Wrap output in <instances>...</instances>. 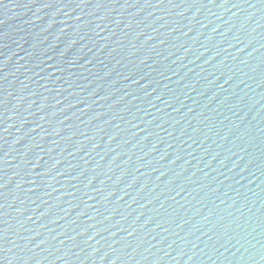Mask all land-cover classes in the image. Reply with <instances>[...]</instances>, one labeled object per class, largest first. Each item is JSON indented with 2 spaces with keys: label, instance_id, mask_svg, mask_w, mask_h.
<instances>
[{
  "label": "water",
  "instance_id": "water-1",
  "mask_svg": "<svg viewBox=\"0 0 264 264\" xmlns=\"http://www.w3.org/2000/svg\"><path fill=\"white\" fill-rule=\"evenodd\" d=\"M0 264H264V0H0Z\"/></svg>",
  "mask_w": 264,
  "mask_h": 264
},
{
  "label": "snow or ice",
  "instance_id": "snow-or-ice-1",
  "mask_svg": "<svg viewBox=\"0 0 264 264\" xmlns=\"http://www.w3.org/2000/svg\"><path fill=\"white\" fill-rule=\"evenodd\" d=\"M7 239V235L0 232V251H3V242Z\"/></svg>",
  "mask_w": 264,
  "mask_h": 264
}]
</instances>
